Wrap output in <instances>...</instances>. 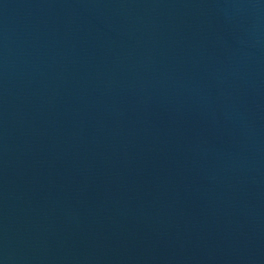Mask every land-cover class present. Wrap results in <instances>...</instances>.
Returning a JSON list of instances; mask_svg holds the SVG:
<instances>
[{"label": "water", "instance_id": "obj_1", "mask_svg": "<svg viewBox=\"0 0 264 264\" xmlns=\"http://www.w3.org/2000/svg\"><path fill=\"white\" fill-rule=\"evenodd\" d=\"M0 264H264V0H0Z\"/></svg>", "mask_w": 264, "mask_h": 264}]
</instances>
